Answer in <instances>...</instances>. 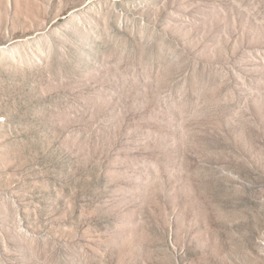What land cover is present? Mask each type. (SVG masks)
I'll use <instances>...</instances> for the list:
<instances>
[{
    "label": "rangeland",
    "instance_id": "rangeland-1",
    "mask_svg": "<svg viewBox=\"0 0 264 264\" xmlns=\"http://www.w3.org/2000/svg\"><path fill=\"white\" fill-rule=\"evenodd\" d=\"M0 264H264V0H0Z\"/></svg>",
    "mask_w": 264,
    "mask_h": 264
}]
</instances>
